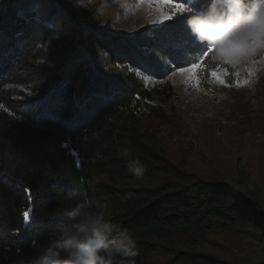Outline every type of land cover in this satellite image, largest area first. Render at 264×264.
Listing matches in <instances>:
<instances>
[{"label": "trees", "instance_id": "16d2710c", "mask_svg": "<svg viewBox=\"0 0 264 264\" xmlns=\"http://www.w3.org/2000/svg\"><path fill=\"white\" fill-rule=\"evenodd\" d=\"M182 1L189 13L125 35L58 0H0V264H41L49 249L65 258L82 225L103 224L110 241H135L134 257L102 251L111 264H264V195L176 164L147 127L163 120L170 71L212 51L186 25L209 0ZM138 178L147 184L125 183Z\"/></svg>", "mask_w": 264, "mask_h": 264}, {"label": "rangeland", "instance_id": "374dc122", "mask_svg": "<svg viewBox=\"0 0 264 264\" xmlns=\"http://www.w3.org/2000/svg\"><path fill=\"white\" fill-rule=\"evenodd\" d=\"M58 2L79 19L100 21L125 35L162 27L190 10L182 0L171 3L184 5L183 11L162 7L154 0H121L125 7H119L117 0ZM60 15L58 24L62 25L65 21ZM165 15L171 18L165 20ZM65 47L61 45L52 55L61 56ZM205 56L186 68L170 71L167 81L172 97L162 105L163 120L150 119L147 127L162 139L176 164L199 175H234L251 191L264 195V61L256 56L254 66L232 69ZM180 70L192 71L178 85ZM145 83L156 86L160 82L146 78ZM10 90L19 96L24 88ZM125 183L147 184L141 178ZM216 244L221 245L213 240L212 247L219 252L237 257L232 247L224 244L218 248ZM162 263L163 256L154 255L149 264Z\"/></svg>", "mask_w": 264, "mask_h": 264}, {"label": "clouds", "instance_id": "9594fccd", "mask_svg": "<svg viewBox=\"0 0 264 264\" xmlns=\"http://www.w3.org/2000/svg\"><path fill=\"white\" fill-rule=\"evenodd\" d=\"M117 5L126 6L121 0H117ZM186 25L198 42L212 50L210 58L213 61L232 69L254 66L256 56L264 61V0H209L208 8L190 16ZM180 71L183 74L179 75L178 85L192 70ZM123 155L129 158L130 170L140 177L142 169L139 162L132 159V152L126 149ZM101 219L98 217L97 223ZM113 231L114 226L110 224L102 227L82 225L78 229L79 238L66 244L65 258H61L58 251L49 249L40 258L41 264H111L100 255L102 251L134 257L133 238L125 235L110 241Z\"/></svg>", "mask_w": 264, "mask_h": 264}, {"label": "snow or ice", "instance_id": "6c2138e0", "mask_svg": "<svg viewBox=\"0 0 264 264\" xmlns=\"http://www.w3.org/2000/svg\"><path fill=\"white\" fill-rule=\"evenodd\" d=\"M143 2V0H142ZM148 2H153V0H148ZM154 2L157 4V5H160L162 7H169V8H172L176 11H183L184 10V5L182 4H173L171 3V0H154ZM171 17L165 15L163 16V19H170Z\"/></svg>", "mask_w": 264, "mask_h": 264}]
</instances>
